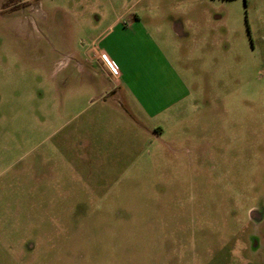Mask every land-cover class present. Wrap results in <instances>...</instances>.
I'll list each match as a JSON object with an SVG mask.
<instances>
[{
	"label": "rangeland",
	"instance_id": "rangeland-1",
	"mask_svg": "<svg viewBox=\"0 0 264 264\" xmlns=\"http://www.w3.org/2000/svg\"><path fill=\"white\" fill-rule=\"evenodd\" d=\"M9 1L0 264H264V0Z\"/></svg>",
	"mask_w": 264,
	"mask_h": 264
},
{
	"label": "crops",
	"instance_id": "crops-1",
	"mask_svg": "<svg viewBox=\"0 0 264 264\" xmlns=\"http://www.w3.org/2000/svg\"><path fill=\"white\" fill-rule=\"evenodd\" d=\"M121 34H122L121 36H125V35H128L129 33H121ZM180 34H182V33H180ZM113 47L116 49V52L118 53V55H120L122 57V59H125V58L127 59L128 69L130 70L132 68L135 71L136 60H135V57L131 56L129 51H126V49H125V40L123 38H121V37L116 39L115 41H113ZM154 52H155V54L157 56V58L155 59V61H156L155 64H156V67L158 69L157 70L158 71V75L160 76L161 80L163 78H165L164 81H167L169 79L166 78V77H168L170 75V73H172V71H171L172 69L169 68L170 64H169L167 58L159 51V49L156 46L154 47ZM104 53L108 54L109 57L111 58V60L114 63L113 57L107 52H104ZM99 54L100 53L97 54L98 60H99ZM114 65H115V63H114ZM102 67L107 72V70H106V68H105V66L103 64H102ZM123 77H124L123 74L119 73L118 78L115 79L116 82L118 83V86L120 88L123 85ZM179 84L182 85L181 81H179ZM168 85H172V81L171 80H169V83L166 84V86L164 85V88L167 87ZM166 91H167V89H166ZM175 101H177V100H175Z\"/></svg>",
	"mask_w": 264,
	"mask_h": 264
},
{
	"label": "flooded vegetation",
	"instance_id": "flooded-vegetation-1",
	"mask_svg": "<svg viewBox=\"0 0 264 264\" xmlns=\"http://www.w3.org/2000/svg\"><path fill=\"white\" fill-rule=\"evenodd\" d=\"M37 2H38V0H10L9 1V5H5L4 8L2 9V12L1 13H7V12L18 13V12H23L28 7H32ZM263 220H264V216L261 218V220H256V221H258L256 223L259 224ZM254 244H255V242H254Z\"/></svg>",
	"mask_w": 264,
	"mask_h": 264
},
{
	"label": "built area",
	"instance_id": "built-area-1",
	"mask_svg": "<svg viewBox=\"0 0 264 264\" xmlns=\"http://www.w3.org/2000/svg\"><path fill=\"white\" fill-rule=\"evenodd\" d=\"M99 60L103 63V65L105 66L108 74L116 79L119 76V72L117 70V68L115 67L113 61L111 60V58L109 57L108 54L106 53H100L99 54Z\"/></svg>",
	"mask_w": 264,
	"mask_h": 264
}]
</instances>
